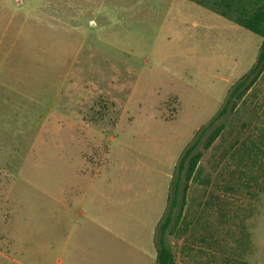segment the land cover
Segmentation results:
<instances>
[{
    "label": "rangeland",
    "instance_id": "374dc122",
    "mask_svg": "<svg viewBox=\"0 0 264 264\" xmlns=\"http://www.w3.org/2000/svg\"><path fill=\"white\" fill-rule=\"evenodd\" d=\"M46 3L23 43L0 30V264H157L179 161L262 39L187 0ZM246 114L244 97L202 135L225 124L166 237L176 264H264Z\"/></svg>",
    "mask_w": 264,
    "mask_h": 264
},
{
    "label": "trees",
    "instance_id": "16d2710c",
    "mask_svg": "<svg viewBox=\"0 0 264 264\" xmlns=\"http://www.w3.org/2000/svg\"><path fill=\"white\" fill-rule=\"evenodd\" d=\"M197 4L225 19L250 31L262 39L259 54L255 65L250 72L234 87L224 109L204 127L197 135L194 142L187 148L179 161L177 175L173 182L170 195L168 197L167 210L162 221L158 225L156 248L157 264H176V257L172 249L168 246L166 237L173 235L182 219V209L185 202V194L188 191L189 183L194 179L204 152L208 151L215 141L225 130V124L217 126L211 131L203 144V151H199L202 135L212 128L217 121L223 118L228 111L233 112L238 106L252 84L264 71V0H187ZM182 180L186 184L182 190ZM183 193V194H181ZM180 196L182 200L180 201ZM181 202L180 212L176 214V209ZM250 239V235L248 234Z\"/></svg>",
    "mask_w": 264,
    "mask_h": 264
},
{
    "label": "crops",
    "instance_id": "0c3cea01",
    "mask_svg": "<svg viewBox=\"0 0 264 264\" xmlns=\"http://www.w3.org/2000/svg\"><path fill=\"white\" fill-rule=\"evenodd\" d=\"M26 1L25 3L22 0H0V15L11 17L6 18L7 22L4 28L0 29L5 31L7 43H23L21 39L25 32L30 30L27 24L29 17L39 18L47 15V0ZM13 3L15 8L12 7ZM245 99L247 159L253 169H261L264 174V71L247 89ZM248 234L252 240V233L249 232Z\"/></svg>",
    "mask_w": 264,
    "mask_h": 264
}]
</instances>
